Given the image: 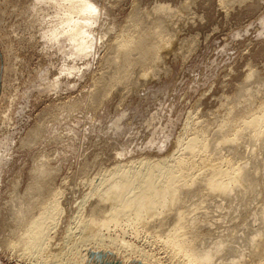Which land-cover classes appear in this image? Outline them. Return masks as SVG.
<instances>
[{"label":"rangeland","instance_id":"374dc122","mask_svg":"<svg viewBox=\"0 0 264 264\" xmlns=\"http://www.w3.org/2000/svg\"><path fill=\"white\" fill-rule=\"evenodd\" d=\"M83 2L84 0H0V264H56L54 263L56 259L53 258L55 261L53 259L50 260L49 257H52L55 252V255H58L62 250L64 251L62 253H67H65L66 256L61 257L63 258L62 261L66 259L68 264H77L81 260V256L78 255L84 252L85 247L93 246L92 244H88L87 246L84 245V247L83 244L79 243L76 244L77 248L74 250L75 252L72 251L75 245H73V241H68L66 229L73 227L72 232H76L74 228L77 224L73 221V218L77 216L78 212L81 220L86 218L87 212L89 213L93 210L95 213L94 217L95 215L97 216L95 218L102 220L106 217L105 219L109 220L107 227L101 230L103 238L101 239L106 245L101 249L115 252L117 250L116 243L123 244V242L136 248L137 251L131 249L123 250V248L116 251L119 252L120 262H124V264L135 260L142 252V254L148 257L146 259L148 264H155L157 262L160 264H180L181 259L179 260L178 257L174 258L163 241L175 227L177 228H175L177 233L184 234L180 236V239L182 238L181 240L187 244L189 243V245L193 242L191 246L196 245L194 247L197 249L199 247L198 250H204L203 248L205 247V250L209 249L210 245L214 242L212 240H215V242L236 241L238 237L236 235L243 234V231L246 232L251 228L258 229L256 228L258 223L255 224L252 219L253 216L255 217L257 213H260L261 206L264 204V190H262L264 189V169L261 165L264 163V141L261 140L260 142L257 135L264 132L261 129L258 131L250 128L251 125L248 122L245 125H240V133L238 135H230L228 139L233 143L232 145L230 142H227L222 145L224 147L220 146L221 150L219 148L218 151L208 153V158L211 159L209 160L215 161L213 163H216V165L222 160L223 155L224 158L226 156L231 160L236 158L237 160L233 161H238L243 169L245 166L246 169L251 170L252 165H256V167L253 166L252 171H256L257 176L249 182L247 185L249 188L246 187L245 190H242L244 188L239 187L240 189L235 188L236 191L234 190L235 194H240L241 203H243L242 200H246L243 203L244 205L242 204V208L240 207L241 203H239L238 208L236 206L237 202L235 204L234 201L230 204L234 193L231 194L232 196L229 199H224L226 200L224 201L222 197L219 196L218 198L215 193L206 191L204 185L195 187L200 175L196 171H189L187 174L193 180H191L192 185H190L191 190L190 188L188 190L189 193L188 191L176 193L177 195H174L175 200L172 199L163 206L164 208L161 207L160 210L158 209V211L154 212L153 214L155 215H150L148 216L149 218L146 217L144 219H134L131 215L130 217L127 213H123L122 209L119 208V210L117 208L114 200L107 198L103 189H98L97 194L93 190L95 188L93 186L94 184L95 186L98 184L99 175L104 173L103 171L112 169V167L109 168L110 166L114 165L116 167L119 164L120 166L124 164L123 167H128V164L132 161L137 163L143 160L145 156L147 157L145 159H150V161H154V158L158 160L168 157L172 152L176 151L175 142L178 139L184 142L182 144H185L183 145L184 149L182 148L179 153L184 151L186 154L183 152L185 157L181 153H178L177 156L181 155V157L189 158L186 151V142L194 136L192 133L198 134V130L194 129V127L199 129L202 126L199 129L200 133L205 132V129L208 127L206 130H209L210 133L206 131V134H209L207 136L205 134V136L207 142L212 141L214 137L216 139V136H214L216 133L224 130V128L222 129V125L225 126L229 118L232 119L230 121L233 123V119L240 118V116L233 118L237 112L241 117H247L246 115H252L256 106L258 108L260 103H264L261 102L264 101V0H92L100 9V14L96 17L79 15V8ZM86 19L92 20L94 26L90 27L82 23ZM160 20L161 22L163 20V23L165 21L164 24L171 25L170 28H173H164L166 30L159 29L160 32L162 31L161 33L159 32L160 35L163 36L164 34L166 36L161 38L166 39L165 41L168 40L165 42L166 50L161 51L158 55L161 56L159 57L160 60L158 58L151 62V59L147 58L150 61L148 64V60L146 59L147 61H145V56L138 55L137 57V54L140 53L128 50L130 53H133L131 58L132 63L129 65L123 64L124 61L117 57V44L121 42L120 40L131 36L135 39L138 35L147 33V31L150 32L149 30L156 27H154V23L156 24ZM71 21H76V23H72ZM175 24L176 26H174ZM61 25H64V27H61ZM82 32L89 33L92 38L89 39L88 36L82 35ZM174 33L177 35L173 37L172 34ZM169 36L173 37L171 38L172 40L168 38ZM79 39L83 40V45ZM73 41L76 42L73 43ZM168 43L169 45H167ZM86 47H90V51H84ZM141 60L143 63L140 62ZM146 65L150 68H146ZM155 70L160 74L158 75ZM252 76L253 79H251ZM240 94H244V97H241ZM250 95L251 97H247ZM243 98L247 99L244 100ZM251 99L255 100L252 101ZM255 101H258V104H254L256 103ZM236 104L241 105H237V107L235 106ZM89 105L91 106L89 107ZM233 106L236 108L234 109ZM231 107L234 111L236 110L235 113L234 111H232L233 113L230 111ZM91 108L95 111L91 110ZM250 108L251 111L248 114L247 111ZM228 109L230 112H228ZM242 112L246 115H242ZM223 114H227L228 118L227 116L226 118L228 120L224 118L225 115ZM187 121L188 123H186ZM233 123L228 122L226 125L230 127ZM187 124L189 126H186ZM242 125H244L243 128ZM191 130L193 131L191 132ZM248 132L250 133L248 134ZM230 138H234V140ZM252 139L253 142L257 141L258 143H254L252 146ZM245 140L246 142H244ZM236 144L239 146L236 147ZM226 145H234L235 147L233 146V148L235 150L231 147L227 153ZM258 147L259 150L261 149L260 152L257 149ZM242 150L244 157H241L243 155ZM236 151L238 152V156L236 155ZM248 151L250 152L249 154H247ZM245 152H247V155ZM257 152L260 156H258ZM229 155L231 157H228ZM249 156L252 158H249ZM240 157L244 158V160L242 161ZM152 158L153 160H151ZM245 159L248 160L246 161ZM256 159L258 160L257 164ZM98 160L101 162L103 160V163L99 164ZM196 160L198 161V159ZM251 160H255V163ZM126 161L128 164L125 163ZM90 164L92 165L90 166ZM32 165L37 166V168ZM86 165L87 168L85 167ZM246 165L250 167L247 168ZM97 169H99V172ZM31 170L33 173H31ZM43 170L46 172L44 173ZM55 170L57 171L55 172ZM53 171L55 176L53 175ZM36 172L39 174L38 176ZM97 173L100 174L98 175ZM29 175H31V179ZM50 175H53V177H50ZM37 177L39 178L37 179ZM49 178H51V181ZM43 179L49 180V190L41 187V180L43 181ZM34 180L40 182L39 185L38 182L37 184L34 183ZM67 181L68 184L65 185ZM16 183L19 185H16ZM252 183L254 184L252 185ZM31 184L32 192L29 190ZM11 186H14V189ZM63 186L67 188L65 189ZM57 188L60 189L57 190ZM51 190H55V192L60 190V193L61 191L64 192L60 194L61 196H58L60 197L58 198L60 203L58 210L62 211V213L55 220L56 228L54 227L50 230L47 239L50 241H45L44 243V245L46 244L44 246L46 252L44 251L43 257L41 256V259H39L38 257H33L35 255H32L25 247L26 242L24 239L27 238L25 229L27 227L26 224L31 220L30 218L35 219V217H38L37 211L39 212L40 205L48 194L50 192L53 193ZM254 190L260 192L256 193ZM24 191L28 192V196ZM47 191L50 192L47 193ZM237 191L240 193H237ZM22 193L24 194L23 196ZM246 194L248 197L252 196V200H249L251 199L250 197L244 198ZM187 195L190 197L188 198ZM198 195H202V197H198ZM25 196L27 199L24 198ZM210 196L213 198L211 199ZM260 196L263 198H260ZM102 197L104 200L100 199ZM190 198L191 200L193 199L192 202ZM208 198L212 202L208 201ZM194 199L198 205L194 202ZM217 199L220 204L223 202L221 209L217 207ZM17 202H20V205ZM11 203L15 204L12 205ZM113 203L117 209L114 208ZM28 204H31V206H28ZM203 205L207 206L208 210ZM111 206L113 209L109 208ZM223 206L228 208L226 209ZM180 208L185 209L182 211ZM204 208L205 210L203 211ZM20 209L27 212V217L24 216L23 220L18 221L16 215L18 211H21ZM68 209L70 210L68 211ZM108 210L110 211L106 213L105 211ZM118 211H121V216ZM206 211L209 212L210 216ZM253 211L255 212L253 213ZM111 212L114 213L112 214ZM230 212L231 215L237 214L235 216H238V218L231 217L229 215ZM28 213L34 215L30 216ZM122 214L126 216L122 217ZM250 215L252 219L250 217L251 220H247ZM227 217L231 218V220L234 219L231 221ZM240 217L244 219H240ZM216 218H219L220 224H218ZM59 219L60 222L58 223ZM113 219H115L114 222ZM129 219L130 221H128ZM189 219H195L194 221H197L196 224L193 220L190 221ZM12 220L14 221L12 222ZM183 220L188 223L186 226H183V224H186ZM21 221H24L22 222L23 225L18 223ZM62 221L66 222V224H63L64 222L62 223ZM203 221L204 224L202 223ZM206 221H209L208 225ZM223 221H225L224 224ZM72 222L73 224L71 225ZM9 223L14 226L11 228ZM191 223L190 228L189 224ZM242 223L243 225H240ZM180 224L183 227L178 226ZM18 225L21 227L19 226L18 228ZM196 225L202 226L198 228ZM162 227H164L163 233ZM22 228L23 230H21ZM181 228H184V230ZM19 229L23 231V234L25 233L23 237H21L22 233ZM233 229L237 231L235 230V232ZM12 230H15L16 236ZM201 231H205L206 234ZM219 231L220 233H218ZM59 234L60 237L58 236ZM213 234L216 237H220V240L213 237ZM226 234L227 236H225ZM8 235L11 237H8ZM158 236H161L163 239ZM184 236L188 237V241L186 240L187 237L185 238ZM260 236L254 237L255 240L251 242V246L257 243L263 244L264 237L262 236V239ZM225 237L228 238L226 239ZM233 237H236V239ZM74 238L77 237L74 236ZM109 238L110 240L113 239L115 244H111ZM122 239L124 240L123 242ZM160 240H162V243ZM240 244L247 245L242 247V252L244 249H247L243 252L244 260L247 257L249 258L255 251V253H259L255 245L251 247L248 243L240 242ZM79 245H81V248L79 247L80 250L78 251ZM201 245H203V248ZM64 247L67 251H65ZM51 249L52 251H49ZM60 249L61 251H58ZM57 251L59 252L58 254ZM76 252H79L78 255ZM45 258L46 260H44ZM62 261L58 260V263L62 264ZM215 264H219V262Z\"/></svg>","mask_w":264,"mask_h":264},{"label":"bare ground","instance_id":"6f19581e","mask_svg":"<svg viewBox=\"0 0 264 264\" xmlns=\"http://www.w3.org/2000/svg\"><path fill=\"white\" fill-rule=\"evenodd\" d=\"M162 6V5H161ZM165 6V5H164ZM156 7V6H155ZM158 8V7H157ZM176 8V7H175ZM161 9H163V8H161ZM170 9V8H169ZM174 9V8H173ZM175 10V9H174ZM155 11V10H154ZM177 11V10H176ZM4 13V12H3ZM142 14V13H141ZM153 14V13H152ZM147 15V14H146ZM160 18V17H159ZM139 20V19H138ZM170 20V19H169ZM130 22H132V21H130ZM138 23V22H137ZM164 23H165V21H164ZM163 23V20H162V22H161V20H160V22H156V24L154 23V29H152V30H149L150 32H148L147 30V33H143V34H141V33H138V34H141V35H138V36H136V38L134 39V37H125V39H122V40H120L121 42L119 43V44H117L118 46H117V57H119V58H121L122 59V61H124V63L123 64H125V65H129V64H131L132 63V55H133V53H130L129 51L131 50V52H133L134 51V53H140V54H137V57H138V55L140 56H145L146 58H145V61H147L148 59L147 58H149V60L151 59V62H153V61H155V60H157L159 57H161V56H158L159 54H160V52L161 51H164V50H166V45H165V42H167V41H165L166 39H163L164 37H166L163 33V36L162 35H160V33L162 32H160V30L159 29H162V30H166V29H164V28H169V29H171L170 28V26L171 25H166V24H164ZM103 24V23H102ZM136 25V24H135ZM141 26V25H140ZM150 26V25H149ZM174 26H176V24L174 25ZM101 27V26H100ZM113 27V26H112ZM116 27V26H115ZM74 28V27H73ZM151 28V27H150ZM152 28H153V26H152ZM157 28H158V30H157ZM149 29V28H148ZM173 29V28H172ZM176 29H177V27H176ZM70 30V29H69ZM69 30H68V32H69ZM111 30V29H110ZM138 30V29H137ZM173 31V30H172ZM122 32V31H121ZM160 32V33H159ZM166 32V31H165ZM174 32H175V30H174ZM119 33H120V31H119ZM134 33V32H133ZM136 33V32H135ZM134 33V34H135ZM169 33V32H168ZM100 34V33H99ZM130 34V33H129ZM137 34V33H136ZM173 35V37H174V35L176 36L177 34H172ZM78 36V35H77ZM101 36V35H100ZM123 36V35H122ZM120 37V36H119ZM161 37H163V38H161ZM173 37H168V38H173ZM103 38V37H102ZM101 38V39H102ZM127 38V39H126ZM131 38V39H130ZM117 39V38H116ZM79 40H81V39H79ZM115 40V39H114ZM172 40V39H171ZM76 42V41H75ZM79 42V41H78ZM169 42H170V40H169ZM89 43V42H88ZM112 44V43H111ZM172 44V43H171ZM167 45H169V43L167 44ZM80 49V48H79ZM129 50V51H128ZM133 50V51H132ZM170 52H171V50H170ZM163 53V52H162ZM161 53V54H162ZM190 54V53H189ZM143 59V58H142ZM147 59V60H146ZM162 59V58H161ZM133 60H134V58H133ZM148 60V64L150 63V61ZM159 60H160V58H159ZM121 61V60H120ZM143 61H144V59H143ZM143 61L141 60L140 62H142L143 63ZM122 63V62H121ZM122 64V65H123ZM102 66V65H101ZM144 66V65H143ZM147 66V65H146ZM152 66V65H151ZM159 66H160V64H159ZM128 67V66H127ZM154 67V66H153ZM146 68H150V67H146ZM155 68H157V67H155ZM159 68V67H158ZM111 69V68H110ZM114 70V69H113ZM148 70V69H147ZM153 70H154V68H153ZM156 70H158V69H156ZM155 70V71H156ZM250 70V69H249ZM149 71V70H148ZM157 73H158V71H156ZM255 72V71H254ZM152 74H154V73H152ZM151 74V75H152ZM160 73H158V75H159ZM249 74H252V73H249ZM254 74V73H253ZM255 74H256V72H255ZM111 75V74H110ZM144 75V74H143ZM146 75V74H145ZM131 76V75H130ZM155 76V75H154ZM249 76V75H248ZM254 77H255V75H253ZM253 76H252V78L251 79H253ZM157 77V76H156ZM145 78V77H144ZM152 78V77H151ZM250 78V77H249ZM248 78V79H249ZM246 80H247V78H246ZM132 81V80H131ZM248 81V80H247ZM151 82V81H150ZM247 83V82H246ZM253 83H254V81H253ZM248 84V83H247ZM238 88V87H237ZM263 88V87H262ZM249 90V89H248ZM240 92V91H239ZM249 92H250V90H249ZM252 92V91H251ZM129 93V92H128ZM241 93V92H240ZM247 95H248V93L247 92H245ZM244 93V94H245ZM244 94H240L241 95V97H244ZM250 94V93H249ZM103 96V95H102ZM105 96V95H104ZM240 97V96H239ZM247 97H251V95L250 96H247ZM105 98V97H104ZM244 100L245 99H247V98H243ZM101 100H103L102 98H101ZM105 100V99H104ZM249 100H250V98H249ZM248 100V101H249ZM252 101L253 100H255V99H251ZM261 101V100H260ZM260 101H259V103H260ZM256 102V101H255ZM258 102V101H257ZM254 103V104H258V103ZM261 102H264V101H261ZM246 103H247V101H246ZM244 104H245V102H244ZM253 104V103H252ZM232 105V104H231ZM237 105H241V104H236L235 106H237ZM246 106H247V104H245ZM250 105V104H249ZM91 105H89V107H90ZM229 106V105H228ZM244 106V105H243ZM256 106V105H255ZM8 107V106H7ZM75 107V106H74ZM238 107V106H237ZM240 107V106H239ZM249 107V106H248ZM252 107V106H251ZM253 107H254V105H253ZM95 108V107H94ZM232 108V107H231ZM231 108H230V111L232 112V111H234L233 110V108L235 109L236 107H234L233 106V108H232V110H231ZM90 109V108H89ZM254 109V108H253ZM256 109H257V111H256ZM91 110H94V109H92L91 108ZM226 110H227V108H226ZM240 110V109H239ZM243 110H245V109H243ZM95 111V110H94ZM229 111V109H228V112H230ZM236 111V110H235ZM235 111H234V113H235ZM240 111H242V110H240ZM251 111V108H250V110H248L247 112H248V114H250L249 112ZM253 111V110H252ZM256 111V113H254L253 114V112H255ZM63 112V111H62ZM227 112V111H226ZM228 112H227V114H228ZM252 112V115L250 114L249 116L248 115H246V114H243V112H242V115H246L247 117H241V115L240 114H237L236 113V116H232L231 114V116L233 117V118H235V117H238V116H240V118L238 117V119L236 118V120H234L233 119V121H234V123L232 122V121H230V119L231 118H229V121H227L228 119V116H227V114L225 115V114H223V115H225V117L224 118H226V116H227V123L228 122H231V123H233V125H230V127L229 126H227L225 123H223V122H226V121H223V122H221L222 124H225V126H223L222 125V129L224 128V130H221V131H219L218 133H216L214 136H216V139H215V137L213 138L214 140H212V141H208L207 142V138H206V136L210 133V131L209 130H206V129H208V127L205 129V132H202V133H200L199 132V129H201V127H199V129L198 128H196V127H194V129H196V130H198V134H195V133H192L193 135V137L192 138H189V141L188 142H186V151H187V154H188V156H189V158L188 157H186V158H184L185 157V155L183 154V152L181 153V154H183V156L184 157H181V155H179V156H177L178 155V153H179V151L184 147L183 145H185V144H182V143H184V142H182V140H180V139H178L177 140V142H175L176 143V146H175V149H176V151H174V152H172L168 157H166V158H160V159H158V160H155V158H154V161H150V159L149 160H146L147 159V157L145 156H143L144 157V159L143 160H141V161H139V162H137V163H134L133 161H132V159H131V161L133 162H131V163H127V161L125 162V163H127L129 166L128 167H123L124 166V164H122L121 162H119V163H121L123 166H120V164H119V166H116V164H115V166L116 167H114V165L113 166H110L109 168H111L112 167V169L111 170H107V171H103L104 173H102V174H100V173H97L98 175H99V181H98V184L95 186V184H94V186L93 187H95V188H93V190H95V193H97L98 191V189H103L104 191H105V193H106V196H107V198L110 200H114L115 202H116V206H117V208L119 209H122V211H123V213L125 212V213H127L129 216L131 215L132 216V218H134V219H144V218H149L148 216H150V215H155V214H153L154 212H156V211H158V209L160 210V208L161 207H163L164 205H166L169 201H171L172 199H174L175 197H174V195L177 193H180V192H186V191H188L189 190V188L191 187L190 185H192V182H191V180H192V178H190L187 174H188V172L189 171H196L197 173H200V175H199V180H198V183L195 185V187H200V186H202V185H204V189L206 190V191H210V192H213V193H215L216 195H217V197L219 198V196L220 197H222V199L224 200V199H229V197H231L232 195V193H234V190H235V188H244V189H242V190H245L246 189V187H247V185L249 184V182H251L252 180H254L255 178H256V176H257V172L256 171H252V169H253V166H255L256 167V165L254 164L255 163V160H251L252 162H254L253 164L254 165H252V168H251V170H249V169H246L245 168V166H244V169L242 168V166H241V164H239V162L238 161H233V160H235V159H233V160H231V159H228L226 156H225V158H224V155L221 157L222 158V160L219 162V164L218 165H216V163H213V162H215V161H210L211 159L210 158H208V153H210V152H215V151H218V149L220 148V150H221V147H224V146H222V145H224L225 143H231V141L228 139L229 137H230V135H233V136H236V135H238L239 133H240V125L241 124H246L247 122H248V124H250L251 125V127L250 128H254L255 130H258V131H260V129L264 132V103H260L259 104V106H258V108H257V106H256V108H255V110ZM233 113V112H232ZM220 115V114H219ZM222 115V116H223ZM229 115V114H228ZM234 115V114H233ZM54 119V118H53ZM52 119V120H53ZM188 120V119H187ZM193 120V119H192ZM224 120V119H223ZM232 120V119H231ZM198 121V120H197ZM222 121V120H221ZM186 123H188V121L186 122ZM185 123V124H186ZM194 123V122H193ZM198 123H200V122H198ZM201 124H203V123H201ZM206 124V123H205ZM204 124V125H205ZM247 124V125H248ZM244 125H242V128H243V126ZM186 126H189L188 124L186 125ZM191 126V125H190ZM190 128V127H189ZM217 128H218V126H217ZM220 128V127H219ZM245 128H246V126H245ZM248 128H249V126H248ZM247 129V128H246ZM203 131H204V129H202ZM220 130V129H219ZM247 130H249V129H247ZM246 130V131H247ZM193 130H191V132H192ZM195 131V130H194ZM206 131H208L207 133L208 134H206ZM242 131V130H241ZM245 131V132H246ZM185 132H186V130H185ZM200 133V134H199ZM247 133V132H246ZM250 132H248V134H249ZM253 133V132H252ZM28 134V133H27ZM62 134V133H61ZM205 134H206V136H205ZM247 134V135H248ZM242 136V135H241ZM255 136V135H254ZM253 136V137H254ZM208 137H210V136H208ZM242 137H244V136H242ZM252 137V138H253ZM257 137H258V139L260 140V142H261V140H263L264 141V133H260L259 135H257ZM256 136H255V138H257ZM206 138V139H205ZM239 138V137H238ZM249 138V137H248ZM251 138V137H250ZM231 139V138H230ZM233 140H234V138H232ZM231 139V140H232ZM240 139V138H239ZM210 140V139H209ZM229 140V141H228ZM241 140V139H240ZM186 141V140H185ZM251 141V140H250ZM235 142H237V141H235ZM244 142H246V140L244 141ZM248 142V141H247ZM252 142H253V139H252ZM251 142V143H252ZM238 143V142H237ZM243 143V142H242ZM254 143H258L257 141L256 142H253L252 143V146L254 145ZM233 143H231V145H232ZM235 144V143H234ZM246 144V143H245ZM248 144H249V142H248ZM260 144V143H259ZM230 145V144H229ZM227 146L226 145V150H227V153H228V150H230L231 149V147L233 148V146ZM247 145V144H246ZM251 145V144H250ZM250 145H248L249 147H250ZM31 146V145H30ZM221 146V147H220ZM237 146H239V145H237L236 144V147ZM241 146H242V144H241ZM244 146V145H243ZM257 146V145H256ZM259 146V145H258ZM261 146V145H260ZM235 147V146H234ZM246 147V146H245ZM248 148V147H247ZM246 148V149H247ZM251 149H252V147H250ZM264 148V147H263ZM184 149V148H183ZM224 149V148H223ZM234 149V148H233ZM238 149V148H237ZM244 149V148H243ZM249 149V148H248ZM247 149V150H248ZM250 149V150H251ZM254 149H255V147H254ZM258 149V151L260 152V150H259V147L257 148ZM225 150V149H224ZM223 150V151H224ZM225 150V151H226ZM235 150V149H234ZM240 150V149H239ZM238 150V151H239ZM246 150V151H247ZM263 150V149H262ZM253 151V150H252ZM255 151V150H254ZM219 152H222V151H219ZM218 152V153H219ZM237 152V151H236ZM242 152H243V150H242ZM179 153V154H180ZM185 153V152H184ZM224 153V152H223ZM229 153H231L230 151H229ZM232 153H233V151H232ZM247 152H245V154H246ZM250 152L248 151V153L247 154H249ZM254 153V152H253ZM258 153V152H257ZM257 153H256V156H257ZM262 153H263V151H262ZM186 154V153H185ZM216 154H217V152H216ZM243 155L241 156V157H244V152L242 153ZM246 154V155H247ZM221 155V154H220ZM237 156H238V152H237V154H236ZM44 156V155H43ZM235 156V155H234ZM250 156H252L251 154H250ZM249 156V158H252V157H250ZM258 156H260L259 155V153H258ZM262 156V155H261ZM39 157V156H38ZM142 157V158H143ZM228 157H231L230 155L228 156ZM240 157V158H241ZM246 158H248L247 156H245ZM40 158H44V157H40ZM141 158V157H140ZM146 158V159H145ZM150 158V157H149ZM158 158V157H157ZM219 158V157H218ZM238 158V157H237ZM256 158V157H255ZM259 158V157H258ZM257 158V159H258ZM39 159V158H38ZM38 159H37V161H38ZM112 159V158H111ZM136 159V158H135ZM196 159H198V161L196 160ZM210 159V160H209ZM256 159V160H257ZM39 160H41V159H39ZM45 160H46V158H45ZM51 160V159H50ZM151 160H153V158L151 159ZM215 160H217V159H215ZM237 160V159H236ZM240 160V159H239ZM241 160L243 161L244 160V158L242 159L241 158ZM246 161L248 160V159H245ZM43 161V160H42ZM129 161V160H128ZM138 161V160H137ZM241 161V162H242ZM36 162V161H35ZM35 162H34V164H35ZM40 162V161H39ZM44 162V161H43ZM98 162H99V164L100 163H103V160H102V162L100 161V160H98ZM217 162V163H218ZM238 162V163H237ZM257 162H258V160L256 161V164H257ZM46 163H47V161H46ZM93 163V162H92ZM94 163H95V160H94ZM93 163V164H94ZM250 163V162H249ZM249 163H248V165H249ZM45 164V163H44ZM85 164V163H84ZM114 164V163H113ZM252 164V163H251ZM36 165V164H35ZM43 165V164H42ZM92 164H90V166H91ZM105 165V164H104ZM126 165V164H125ZM244 165V164H243ZM259 165H260V163H259ZM258 165V166H259ZM262 165V168L264 169V163H262L261 164ZM33 166V165H32ZM96 166V165H95ZM94 166V167H95ZM99 166V165H98ZM33 167H36L37 168V166H33ZM32 167V168H33ZM86 168H87V165L85 166ZM102 167V166H101ZM107 167V166H106ZM246 167H247V165H246ZM250 167V166H249ZM249 167H247V168H249ZM45 168H47V167H45ZM51 168V167H50ZM53 168H54V166H53ZM81 168H83V167H81ZM96 168V167H95ZM105 168V167H104ZM259 168H261L260 166H259ZM40 169V168H39ZM39 169H38V171H39ZM49 169V168H48ZM56 169V168H55ZM100 169V168H99ZM99 169H97V171L99 172ZM102 170H104L103 168H101ZM106 169V168H105ZM107 169H108V167H107ZM37 170V169H36ZM46 170V169H45ZM50 170H52V169H50ZM88 170H89V168H88ZM87 170V171H88ZM254 170H255V168H254ZM47 171V170H46ZM46 171H44L43 170V172L45 173ZM57 170H55V172H56ZM84 171H85V169H84ZM91 171V170H90ZM93 171V170H92ZM96 171V172H97ZM101 171V170H100ZM257 171H258V168H257ZM40 172V171H39ZM38 172V173H39ZM83 172V171H82ZM102 172V171H101ZM262 172H263V170H262ZM261 172V173H262ZM31 173H33L32 172V170H31ZM31 173H29V174H31ZM35 173V172H34ZM53 173H54V171H53ZM87 173V172H86ZM194 173V172H193ZM197 173H195V174H197ZM260 173V174H261ZM36 174H37V172H36ZM46 174H48V173H46ZM96 174V173H95ZM263 174H264V172H263ZM35 175V174H34ZM39 174H37V176H38ZM54 176H55V173L53 174ZM53 175L51 176L50 175V177H53ZM92 175H93V173H92ZM92 175H90V176H92ZM97 175V176H98ZM262 175V174H261ZM30 176V179H31V175H29ZM75 176H77V175H75ZM264 176V175H263ZM33 177V176H32ZM35 177V176H34ZM47 177V176H46ZM49 177V176H48ZM192 177H193V174H192ZM197 177V176H196ZM196 177H194V178H196ZM39 177H37V179H38ZM86 178V177H85ZM264 178V177H263ZM29 179V178H28ZM50 179V181H51V178H49ZM87 179V178H86ZM257 179H260V178H257ZM90 181H92L91 179H89ZM29 181V180H28ZM36 180H34V183H36L37 184V182L38 181H36ZM48 179L47 180H44L43 179V181L41 180V187L43 188V189H47V190H49V188L50 187H48ZM86 181V180H85ZM95 181V180H94ZM193 181V180H192ZM263 181V180H262ZM17 182V181H16ZM21 182V181H20ZM32 182H33V178H32ZM96 182V181H95ZM243 182V183H242ZM255 182V181H254ZM39 183L40 182H38V185H39ZM191 183V184H190ZM33 184V183H32ZM32 184H31V186H29V187H31L29 190L32 192ZM50 184L52 185V183L50 182ZM68 184V181H67V183L65 184V185H67ZM83 184V183H82ZM254 183H252V185H253ZM16 185H19V184H17L16 183ZM50 185V186H51ZM90 185V184H89ZM88 185V186H89ZM93 185V184H92ZM263 185V184H262ZM34 186V185H33ZM52 186H54V185H52ZM51 186V187H52ZM241 186H243V187H241ZM256 186V185H255ZM264 186V185H263ZM11 187H13V189H14V186H11ZM28 187V188H29ZM38 187V186H37ZM40 187V188H41ZM64 187V186H63ZM83 187V186H82ZM85 187V186H84ZM257 187H259V186H257ZM16 188H18V187H16ZM27 188V189H28ZM34 188V187H33ZM39 188V189H40ZM42 188H41V190H42ZM61 188H62V186H61ZM65 188V187H64ZM67 188V187H66ZM65 188V189H66ZM74 188V187H73ZM86 188V187H85ZM239 188V189H240ZM247 188H249V187H247ZM253 188V187H252ZM255 188V187H254ZM260 188V187H259ZM26 189V190H27ZM38 189V190H39ZM58 189H60V188H57V190ZM193 190H194V188H192ZM203 189V190H204ZM239 189H238V191H239ZM251 189V188H250ZM249 189V190H250ZM20 190V189H19ZM29 190H27V191H29ZM53 190V189H52ZM51 190V191H52ZM63 190V189H62ZM85 190V189H84ZM102 190V191H103ZM190 190H191V188H190ZM201 190H202V187H201ZM242 190H240V191H242ZM248 190V189H247ZM260 190H261V188H260ZM262 190H264V189H262ZM10 191V190H9ZM34 191V190H33ZM46 191V190H45ZM60 191V190H59ZM55 192V190L54 191H52L53 193H51L50 191H47V193L48 192H50L49 194H48V196L46 197V199L45 198H42V199H45L44 201H42V203H41V208H40V210H39V212L37 211V213H38V217H35V219L34 218H30L31 220L30 221H28V224H26L27 225V227H26V232H27V238H25L24 240H25V242H26V249H28V251L32 254V255H35V256H33V257H38L39 259H41V256L46 252L45 251V248H44V246L46 245H44V243H45V241H47V242H49L50 240H47L48 239V234H49V232H50V230H52L54 227L56 228V221L55 220H57V217L58 216H60V214L62 213V211H59L58 210V207L60 206L59 204V199L58 198H60V197H58V196H61L60 194H62V192L63 191H61V193L60 192ZM79 191V190H78ZM102 191H101V193H102ZM236 191V190H235ZM237 191V193H240V192H238ZM256 191H257V189H256ZM255 190H254V192H256ZM25 192V191H24ZM30 192V193H31ZM35 192V191H34ZM38 192V191H37ZM43 192V191H42ZM90 192V191H89ZM94 192V191H93ZM202 192V191H201ZM253 192V191H252ZM258 192H260V191H258ZM258 192H256V193H258ZM26 193V192H25ZM28 193V192H27ZM27 193H26V195H27ZM36 193V192H35ZM64 193V192H63ZM92 193V192H91ZM188 193H189V191H188ZM204 193V192H203ZM202 193V194H203ZM245 193H246V191H245ZM249 193V192H248ZM247 193V194H248ZM250 193H251V190H250ZM37 194V193H36ZM42 194V193H41ZM67 194V193H66ZM66 194H65V197H66ZM89 194V193H88ZM98 194V193H97ZM104 194V193H103ZM176 194V195H177ZM196 194V193H195ZM207 194V193H206ZM214 194V196H216ZM247 194L244 196V198H247L248 196H247ZM252 194H254V193H252ZM252 194H250V195H252ZM260 194V193H259ZM24 194L22 193V196H23ZM31 195V194H30ZM33 195H35V194H33ZM64 195V194H63ZM62 195V196H63ZM189 195V194H188ZM187 195V196H188ZM192 195V194H191ZM207 195H209V194H207ZM240 195V194H239ZM239 195H237V194H235L234 193V195H233V198L231 199V203L230 204H232L234 201V203L236 204V202H237V208H238V206H239V203H241V200H240V196ZM11 196V195H10ZM28 196V195H27ZM88 196H90V195H88ZM94 196V195H93ZM199 196H201L202 197V195H198V197ZM205 196V195H204ZM213 196V195H212ZM212 196H210V198L212 199L213 197ZM242 196V195H241ZM259 196V195H258ZM20 197V196H19ZM33 197V196H32ZM36 197H38V196H36ZM35 197V198H36ZM65 197H64V200H65ZM99 197V196H98ZM177 197V196H176ZM179 197V196H178ZM184 197V196H183ZM190 196H188V198H189ZM196 197V196H195ZM197 197V198H198ZM250 197V196H249ZM248 197V198H249ZM252 197V196H251ZM250 197V198H251ZM255 197V196H254ZM24 198H26V196L24 197ZM41 198V197H40ZM74 198V197H73ZM84 198H85V196H84ZM83 198V199H84ZM91 198V197H90ZM94 198V197H93ZM96 198H97V196H96ZM210 198H208L207 200L208 201H211L210 200ZM243 198V197H242ZM253 198V197H252ZM252 198L251 199H249V200H252ZM258 198V197H257ZM260 198H263V197H261L260 196ZM27 199V198H26ZM101 200H104V198L102 197V198H100ZM196 199V198H195ZM195 199H194V202L196 203V201H195ZM201 199V198H200ZM215 199V198H214ZM221 199V198H220ZM255 199H256V197H255ZM254 199V200H255ZM9 200V199H8ZM17 200V199H16ZM31 200H33L32 198H31ZM38 200V199H37ZM63 200V199H62ZM67 200V199H66ZM84 200H86V199H84ZM108 200V201H109ZM175 200V199H174ZM178 200V199H177ZM185 200V199H184ZM190 200H191V198H190ZM196 200H198V199H196ZM202 200V199H201ZM264 200V199H263ZM11 201V200H10ZM9 201V202H10ZM27 201H29V200H27ZM89 201V200H88ZM97 201V200H96ZM113 201V202H114ZM180 201V200H179ZM186 201V200H185ZM193 201V199L191 200V202ZM203 201H205V200H203ZM215 201H216V199H215ZM215 201H213V202H215ZM224 201H226V200H224ZM229 201V200H228ZM243 201V203H245V199L244 200H242ZM259 201H260V199H259ZM259 201H258V203H259ZM41 202V201H40ZM62 202V201H61ZM183 202V201H182ZM190 202V201H189ZM212 202V201H211ZM217 202H218V199H217ZM261 202V201H260ZM8 203V202H7ZM18 203V202H17ZM20 203V202H19ZM18 203V204H19ZM29 203V202H28ZM32 203V202H31ZM63 203V202H62ZM80 203V202H79ZM179 203V202H178ZM185 203V202H184ZM195 203H194V205H195ZM227 203V202H226ZM226 203H224V204H226ZM243 203H241V208H242V204ZM251 203V202H250ZM12 204V203H11ZM15 204V203H14ZM14 204H12V205H14ZM37 204V203H36ZM39 204V203H38ZM68 204H69V201H68ZM76 204V203H75ZM78 204V203H77ZM172 204H173V202H172ZM174 204H176V203H174ZM197 204V203H196ZM206 204V203H205ZM215 204V203H214ZM217 204V203H216ZM260 204V203H259ZM20 205V204H19ZM27 205V204H26ZM66 205V204H65ZM193 205V204H192ZM198 205V204H197ZM207 205V204H206ZM218 205V206H217ZM216 206L219 208V209H221L222 208V205H223V202L220 204L219 202H218V204H217ZM234 205V204H233ZM244 205V204H243ZM28 206H31V204L29 205L28 204ZM36 206H38V205H36ZM39 206V207H40ZM63 206V205H62ZM83 206V205H82ZM113 206H114V203H113ZM205 205H203V207H204ZM208 206V205H207ZM207 206H205V208L207 207ZM210 206V205H209ZM227 206V205H226ZM224 207V208H228V207ZM256 206V205H255ZM11 207V206H10ZM14 207V206H13ZM20 207V206H19ZM19 207H17V208H19ZM33 207V206H32ZM35 207V206H34ZM68 207V206H67ZM67 207H66V209H67ZM86 207V206H85ZM91 207V206H90ZM100 207H101V205H100ZM104 207V206H103ZM112 207V206H111ZM111 207H109L110 209H113V207L111 208ZM170 207H174V206H170ZM169 207V208H170ZM178 207H180V206H178ZM182 207V206H181ZM185 207V206H184ZM212 207V206H211ZM260 207V206H259ZM258 207V209H260ZM27 208V207H26ZM96 208V207H95ZM114 208H115V206H114ZM117 208H115V209H117ZM164 208V207H163ZM186 208H188V207H186ZM201 208H202V206H201ZM205 208L203 209V211L205 210ZM209 208V207H208ZM217 208V209H218ZM232 208V207H231ZM230 208V209H231ZM256 208V207H255ZM261 211H260V213L258 214L257 213V215H255V217L253 216V219H252V216L250 215L248 218H247V220H253L254 222H255V224H257L258 223V226L257 225H255V226H257L256 228H258V229H248L246 232H244L243 230V234H241V235H236V236H238L237 237V240L236 241H229V242H227V241H224L223 239V241L225 242H215V240H212V241H214L211 245H210V247H209V249H206L205 250V248H203L202 246L203 245H201V247L204 249V250H198L199 249V247H198V249L196 248V247H194V246H196V245H194V246H191L192 245V243H191V245H189V243L187 244V243H185L184 241H182L181 239H180V236H183L184 234H180V233H177L175 230L177 229L176 227V229L175 228H173L172 229V231H171V229H170V231H171V233L170 234H168L169 236L167 237V238H165V240H163L164 241V245H166L167 247H168V249L170 250V252L173 254V257L174 258H176V257H178L179 258V260L181 259V262H180V264H215V263H218L219 262V264H264V240L262 241L263 242V244L262 245H260V244H254L255 245V248H256V250H259L258 252L259 253H255L256 251H255V249H254V253H252V255L251 256H249V258L247 257V259L246 260H244V250H243V252H242V247H244L245 245H242V244H240V242L241 243H248V245L249 246H251V242H254V237H257V236H260V238L263 236L264 237V204H263V206H261ZM6 209V208H5ZM85 209V208H84ZM119 209V210H120ZM185 209V208H184ZM184 209H181L180 208V210H182V211H184ZM189 209V208H188ZM198 209V208H197ZM207 209V208H206ZM245 209H246V207H245ZM244 209V210H245ZM257 209V208H256ZM10 210V209H9ZM14 210V209H13ZM21 210V209H20ZM32 210H34V209H32ZM64 210V209H63ZM70 209H68V211H69ZM79 210V209H78ZM80 210H81V207H80ZM86 211H87V209H85ZM174 210V209H173ZM208 210V209H207ZM210 211H211V209H209ZM237 210H239V209H237ZM241 210V209H240ZM7 211V210H6ZM16 211H18V210H16ZM77 211V210H76ZM89 211V210H88ZM110 210H108V211H105L106 213L107 212H109ZM213 211H214V209H213ZM213 211H212V213H213ZM223 211V210H222ZM228 211H229V209H228ZM233 211V210H232ZM235 211V210H234ZM242 211V210H241ZM240 211V212H241ZM248 211V213H249V209L247 210ZM252 211V210H251ZM8 213H9V211H7ZM7 212H6V214H7ZM29 212V211H28ZM73 212H75V211H73ZM97 212V211H96ZM100 212V211H99ZM103 212V211H102ZM117 212V211H116ZM121 212V211H120ZM120 212L118 211V213L120 214ZM161 212V211H160ZM160 212H158V213H160ZM167 212V211H166ZM169 212V211H168ZM196 212H197V210H196ZM206 212H208V211H206ZM217 213H218V211H216ZM255 211H253V213H254ZM11 213V212H10ZM26 213L27 212H25V211H18L17 212V218H18V221L19 220H23V218H24V216H26ZM31 213V212H30ZM34 213V212H33ZM70 213H71V211H70ZM81 213H83V212H81ZM81 213H80V215H81ZM88 213V212H87ZM86 213V218L85 219H83V220H81L80 218H79V212H78V214H76L77 216L75 217L74 216V218L72 217V214H71V217L73 218V221H75L76 222V227H75V224H74V231L76 230V232L74 233V232H72V230H73V227H68V229H66L67 230V232H68V241H73V245H75V247H74V249L72 250V251H74L77 247H76V244H83V246L85 245V246H87L88 244H92L93 246H91V247H85V249H84V252H82V254L80 255H78V253L79 252H76L77 253V255L78 256H81V260H79V262L77 263V264H124V262H120V260H119V252H116L117 250H120L121 248H123V250H127V249H131V250H135V251H137L136 250V248L132 245H128V244H124V240L122 239V242H123V244L121 243H116V245L115 246H117V250L115 251V252H108V251H106L105 249H101L103 246H106L105 244H104V242H103V238H102V234H101V230L103 229V228H105V227H107V225H108V221L104 218V219H102V220H99V219H97V218H95V217H97L96 215H95V217H94V210L93 211H90L88 214ZM112 213V212H111ZM114 213V212H113ZM112 213V214H113ZM176 213H177V211H176ZM211 213V212H210ZM212 213H211V215H212ZM233 213V212H232ZM237 213V212H236ZM245 213H246V211H245ZM252 213V215H254ZM5 214V213H4ZM12 214V213H11ZM14 214V213H13ZM29 214V213H28ZM66 214V213H65ZM84 214V213H83ZM102 214V213H101ZM111 214V215H112ZM118 214V215H119ZM161 214V213H160ZM181 214V213H180ZM182 214H183V212H182ZM196 214V213H195ZM200 214V213H199ZM203 214V213H202ZM215 214V213H214ZM224 214H225V212H224ZM234 214V213H233ZM242 214H243V212H242ZM251 214V213H250ZM9 215V214H8ZM30 215V214H29ZM32 215V214H31ZM30 215V216H31ZM34 215V214H33ZM32 215V216H33ZM109 215V214H108ZM127 215V216H128ZM164 215V214H163ZM174 215V214H173ZM178 215V214H177ZM191 215H194V214H191ZM208 215H209V212H208ZM221 215V214H220ZM223 215V214H222ZM226 215H228V213H226ZM229 215H231V212H230V214ZM228 215V216H229ZM235 215H237V214H234V215H231V217L232 216H234L236 219L238 218V216H235ZM241 215V214H240ZM244 215V214H243ZM245 215H247V214H245ZM36 216V215H35ZM63 216H64V214H63ZM67 216V215H66ZM82 217H84L83 215H81ZM101 216V215H100ZM103 216H105V215H103ZM110 216V215H109ZM120 216H121V214H120ZM123 216H126V215H123L122 214V217ZM130 216V217H131ZM156 216H158V215H156ZM165 216H167V215H165ZM175 216V215H174ZM204 216V215H203ZM210 216V215H209ZM8 217V216H7ZM27 217V216H26ZM112 217H113V215H112ZM159 217V216H158ZM183 217V216H182ZM191 217V216H190ZM198 217V216H197ZM213 217V216H212ZM222 217H224V216H222ZM250 217H251V219H250ZM2 218V217H1ZM16 218V217H15ZM59 218H61V217H59ZM69 218V217H68ZM111 218V217H110ZM115 218V217H114ZM131 218V219H132ZM154 218V217H153ZM167 218H169V217H167ZM174 218V217H173ZM172 218V219H173ZM184 218V217H183ZM201 218V217H200ZM205 218V217H204ZM213 218H215V217H213ZM229 217H227V219H228ZM242 217H240V219H241ZM6 219V218H5ZM8 219V218H7ZM14 219V218H13ZM158 219V218H157ZM156 219V220H157ZM199 219V218H198ZM203 219V218H202ZM208 219H210V218H208ZM219 219V218H218ZM218 219L216 218V220H217V222H218V224H220L219 223V221H218ZM230 220H231V218H229ZM234 219V218H233ZM233 219L231 220V221H233ZM242 219H244V218H242ZM9 220V219H8ZM71 220V219H70ZM114 220L115 219H113V222H114ZM133 220V219H132ZM146 220V219H145ZM163 220V219H162ZM168 220V219H167ZM171 220V219H170ZM180 220V219H179ZM185 221H186V219H184ZM183 220V221H184ZM190 220V219H189ZM193 219H191L190 221H192ZM195 220V219H194ZM193 220V221H194ZM207 220V219H206ZM216 220H214L215 222H216ZM225 220V219H224ZM247 220H245V221H247ZM10 221V220H9ZM14 220H12V222H13ZM25 221V220H24ZM24 221H21V222H18V223H21L22 224V222H24ZM111 221V220H110ZM117 221V220H116ZM128 221H130V219L128 220ZM160 221V220H159ZM175 221V220H174ZM184 221V222H185ZM212 221V220H211ZM226 221V220H225ZM225 221H223V224H224V222ZM240 221V220H239ZM7 222V221H6ZM60 222V219H59V221H58V223ZM64 221H62V223H63ZM135 222V221H134ZM182 222V221H181ZM195 222V221H194ZM194 222H193V224H194ZM197 222V221H196ZM196 222H195V224H196ZM199 222V221H198ZM207 222V221H206ZM205 222V223H206ZM209 222V221H208ZM208 222H207V225H208ZM214 222V223H215ZM227 222V221H226ZM241 222V221H240ZM248 222H250V221H248ZM57 223V224H58ZM166 223V222H165ZM175 223H177L176 221H175ZM186 224L184 225L183 224V226H186L188 223L187 222H185ZM203 224H204V221L202 222ZM229 223V222H228ZM235 223V222H234ZM10 224V223H9ZM8 224V225H9ZM63 224H66V222H64ZM73 224V222L71 223V225ZM130 224V223H129ZM161 224V223H160ZM213 224V223H212ZM222 224V223H221ZM222 224V225H223ZM230 224V223H229ZM237 224H238V222H237ZM246 224H247V222H246ZM253 224V223H252ZM7 225V226H8ZM11 225V224H10ZM23 225V224H22ZM69 225V224H68ZM190 225V228H191V225H192V223L191 224H189ZM200 225V224H199ZM214 225V224H213ZM222 225H220L221 227H222ZM240 225H243V223L242 224H240ZM12 226H14V225H11V228H12ZM16 226H17V224H16ZM19 226L20 225H18V228H19ZM25 226V225H24ZM61 226H62V224H61ZM64 226V225H63ZM70 226V225H69ZM178 226H182L181 224L180 225H178ZM182 226V227H183ZM198 225H196V227H197ZM202 226V225H201ZM200 226V227H201ZM211 226V225H210ZM210 226H208V227H210ZM224 226V225H223ZM226 226H228V225H226ZM237 226V225H236ZM21 227V226H20ZM66 227H67V225H66ZM137 227V226H136ZM193 227V226H192ZM199 226H198V228H200ZM217 227V226H216ZM230 227V226H229ZM233 227V226H232ZM24 228V227H23ZM23 228L21 229V230H23ZM163 229H162V233L164 232V227H162ZM169 228V227H168ZM179 228V227H178ZM185 228V227H184ZM184 228H181V229H183L184 230ZM195 228V227H194ZM238 228V227H237ZM254 228V227H253ZM9 229V228H8ZM15 229V228H14ZM61 229V228H60ZM62 229H64V228H62ZM181 229H180V231H181ZM193 229V228H192ZM196 229V228H195ZM204 229H206L205 227H204ZM217 229H218V227H217ZM230 229V228H229ZM241 229H242V227H241ZM245 229V228H244ZM18 230V229H17ZM20 230V229H19ZM20 230V231H21ZM55 230V229H54ZM66 230H65V232H66ZM114 230V229H113ZM201 230V229H200ZM199 230V231H200ZM208 230H210V228H208ZM212 230V229H211ZM221 230V229H220ZM234 231L236 230V229H233ZM10 231V230H9ZM15 230H12V232H13V234L15 235V232H14ZM55 231H58V230H55ZM160 231V230H159ZM187 231V230H186ZM189 231V230H188ZM192 231V230H191ZM206 231V230H205ZM204 231V232H205ZM228 231V230H227ZM234 231H233V233H234ZM237 231V230H236ZM235 231V232H236ZM240 232H241V230H239ZM238 231V232H239ZM11 232V233H12ZM23 231H21V233H22ZM63 232V231H62ZM66 232V233H67ZM190 232V231H189ZM193 232V231H192ZM201 232H203V231H201ZM203 232V233H204ZM210 232V231H209ZM208 232V233H209ZM214 232V231H213ZM216 233H217V231H215ZM224 232H226V231H224ZM229 232V231H228ZM228 232H227V234H228ZM231 232V231H230ZM237 232V233H238ZM8 233V232H7ZM56 233V232H55ZM182 233H184V232H182ZM195 233V232H194ZM215 233V234H216ZM218 233H220V231L218 232ZM221 233H222V231H221ZM25 234V233H24ZM24 234L22 233V236L21 237H23L24 236ZM53 234V236H54V232L52 233ZM61 234V233H60ZM60 234L58 235L59 237H60ZM197 234V233H196ZM205 234H206V232H205ZM205 234H204V236H205ZM227 234L225 235V236H227ZM234 234H236V233H234ZM9 235H10V233H9ZM8 235V237H11V236H9ZM13 235V236H14ZM17 235H19V234H17ZM51 235V234H50ZM56 235V234H55ZM64 235V234H63ZM65 235H67V234H65ZM199 235V234H198ZM211 235V234H210ZM214 235V234H213ZM221 235H224V234H221ZM16 236V235H15ZM14 236V237H15ZM52 236V237H53ZM74 236L75 237H77V238H74ZM163 236V235H162ZM167 236V235H166ZM194 236H195V234H194ZM200 236H201V234H200ZM203 236V237H204ZM206 236H208V235H206ZM219 236H220V234H219ZM8 237H6V238H8ZM20 237V236H19ZM19 237H18V239H19ZM57 237V236H56ZM109 237V236H108ZM158 237H161V236H158ZM185 238L187 237V236H184ZM213 237H216L215 235L213 236ZM212 237V238H213ZM222 237H224V236H222ZM229 237V236H228ZM227 237V238H228ZM263 237H262V239H263ZM102 238V239H101ZM197 238V237H196ZM202 238V237H201ZM216 238H220V237H216ZM226 238V237H225ZM226 238V239H227ZM234 239H236V237H233ZM259 238V239H260ZM14 239V238H13ZM17 239V238H16ZM21 239V238H20ZM50 239H51V236H50ZM58 240H59V238H57ZM63 239V238H62ZM66 239V240H67ZM158 239V238H157ZM160 239V238H159ZM161 239H163L162 237H161ZM188 239V237L186 238V240ZM190 239V238H189ZM198 239V238H197ZM205 239H207V238H205ZM225 239V240H226ZM230 239H232V238H230ZM23 240V239H22ZM64 240V239H63ZM65 240V241H66ZM199 240V239H198ZM197 240V241H198ZM220 240V239H219ZM261 240V239H260ZM259 240V241H260ZM14 241V240H13ZM109 241H111L110 243L111 244H115V242H114V240L113 239H111L110 240V238H109ZM109 241H108V243H109ZM188 241V240H187ZM193 241V240H192ZM195 241V240H194ZM197 241H196V243H197ZM199 241H201V240H199ZM205 241V240H204ZM208 241V240H207ZM257 241V240H256ZM258 241V242H259ZM16 242V241H15ZM20 242V241H19ZM46 242V243H47ZM106 242V241H105ZM160 242L162 243V240H160ZM202 242V241H201ZM206 242V241H205ZM22 243H23V241H22ZM160 243V244H161ZM62 244H64V243H62ZM67 244V243H66ZM199 244V243H198ZM206 244V243H205ZM10 245H12V244H10ZM254 245H252V246H254ZM24 246V245H23ZM48 246V245H47ZM55 246V245H54ZM65 246V245H64ZM70 246H71V244H70ZM81 245H79L78 246V251L80 250V247ZM109 246V245H108ZM207 246V245H206ZM208 246H209V242H208ZM247 246V245H246ZM251 246V247H252ZM53 247V246H52ZM56 247V246H55ZM62 247V246H61ZM80 247V248H79ZM258 247H260V249H258ZM47 248V247H46ZM51 248V247H50ZM54 248V247H53ZM69 248H71V247H69ZM106 248V247H105ZM250 248V247H249ZM23 249V248H22ZM64 249H65V247H64ZM83 249V248H82ZM252 249V248H251ZM251 249H249V250H251ZM55 250H56V248H55ZM247 250V249H246ZM245 250V251H246ZM248 250V251H249ZM45 251V252H44ZM49 251H52V249L51 250H49ZM58 251H61V249L60 250H58ZM57 251V254L59 253ZM65 251H67L66 249H65ZM70 251H71V249H70ZM70 251H68V252H70ZM134 251V252H135ZM168 251V250H167ZM247 251V252H248ZM53 252H55L54 250H53ZM52 252V253H53ZM62 252H64L63 250L58 254V255H55V253L53 254V256L51 257H49V259L51 260V259H56V261L54 262V263H58V260H61L62 261V259L63 258H61V257H64V255H65V253H62ZM75 252V251H74ZM124 252V251H123ZM126 252V251H125ZM141 252V251H140ZM170 252H169V254H170ZM251 252V251H250ZM17 253V252H16ZM25 253V252H24ZM73 253V252H72ZM75 253V254H76ZM143 253V252H142ZM142 253H140L139 255L140 256H137V258L135 259V260H132V261H130L129 263H126V264H148V262H147V256L146 255H144V254H142ZM168 253V252H167ZM67 254V253H66ZM152 254V253H151ZM46 255V254H45ZM69 255V254H68ZM67 255V256H68ZM76 255V256H77ZM153 255V254H152ZM248 255V254H247ZM246 255V256H247ZM25 256V255H24ZM66 256V255H65ZM74 256V255H73ZM75 256V257H76ZM151 256V255H150ZM43 257V256H42ZM46 257H47V255H46ZM172 257V258H173ZM23 258V257H22ZM177 258V259H178ZM242 258H243V260H242ZM246 258V257H245ZM71 259V258H70ZM78 259H80V258H78ZM127 259V258H126ZM44 260H46V258L44 259ZM72 260V259H71ZM70 260V261H71ZM128 260H129V258H128ZM175 260V259H174ZM63 261H65V262H63ZM62 261V264H68L67 263V260L66 259H64ZM70 261H68V262H70ZM123 261V260H122ZM141 261V262H140ZM228 261V262H227ZM37 262V261H36ZM51 262V261H50ZM53 262V261H52ZM127 262V261H126ZM61 263V262H60ZM74 263H76V262H74ZM39 264V263H38ZM59 264V263H58ZM70 264V263H69ZM155 264H160L159 262H157V263H155Z\"/></svg>","mask_w":264,"mask_h":264},{"label":"clouds","instance_id":"9594fccd","mask_svg":"<svg viewBox=\"0 0 264 264\" xmlns=\"http://www.w3.org/2000/svg\"><path fill=\"white\" fill-rule=\"evenodd\" d=\"M100 14V9L99 7L92 2V0H84V2L81 4L79 8V15L80 16H91V17H96ZM67 15V13H65ZM72 23H76V21H71ZM82 23L91 26H94V22L92 20H84ZM61 27H64V25H61ZM84 36H88L89 39L92 37L89 35L87 32H82L81 33ZM75 43V41H73ZM83 40H81V44L83 45ZM84 51H90V47L84 48Z\"/></svg>","mask_w":264,"mask_h":264}]
</instances>
